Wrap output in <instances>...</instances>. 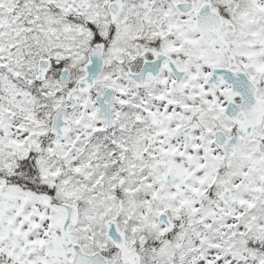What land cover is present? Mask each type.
Instances as JSON below:
<instances>
[{"label":"snow or ice","instance_id":"1","mask_svg":"<svg viewBox=\"0 0 264 264\" xmlns=\"http://www.w3.org/2000/svg\"><path fill=\"white\" fill-rule=\"evenodd\" d=\"M0 264H264V0H0Z\"/></svg>","mask_w":264,"mask_h":264}]
</instances>
